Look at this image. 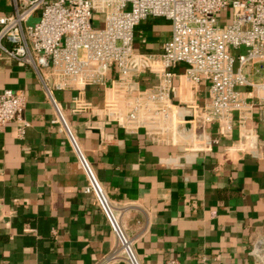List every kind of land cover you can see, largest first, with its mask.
I'll list each match as a JSON object with an SVG mask.
<instances>
[{"label": "crops", "instance_id": "crops-1", "mask_svg": "<svg viewBox=\"0 0 264 264\" xmlns=\"http://www.w3.org/2000/svg\"><path fill=\"white\" fill-rule=\"evenodd\" d=\"M10 10L0 0V14ZM169 37L168 21L148 19L135 46L157 50ZM151 82L140 78L143 87ZM5 88L24 92L28 127L21 137L15 123L0 131V264H107L114 236L82 192L83 174L50 123L53 110L35 73L1 59L0 92ZM73 95L54 92L142 264H255L264 253V114L246 122L252 137L243 136L234 114L231 134L186 162L181 146L98 114L72 113ZM103 98L101 88H86L95 107ZM215 129L209 126L212 136Z\"/></svg>", "mask_w": 264, "mask_h": 264}, {"label": "built area", "instance_id": "built-area-1", "mask_svg": "<svg viewBox=\"0 0 264 264\" xmlns=\"http://www.w3.org/2000/svg\"><path fill=\"white\" fill-rule=\"evenodd\" d=\"M9 4L11 10L0 14V60L22 62L39 80L53 110L50 123L65 136L83 174L82 192L92 196L114 236L107 264L117 260L142 264L54 92L74 93L70 102L74 114H98L127 132L143 130L157 141L181 146L186 162L228 137L234 114L243 136L252 137L246 122L256 111L264 114V78L258 77L264 68V0H9ZM95 14L101 18L98 26L93 24ZM152 18L169 22L170 37L157 50L137 49V28ZM144 75L152 82L143 87ZM88 86L102 89L101 107L85 99ZM25 107L23 91L3 89L0 131L15 123L23 136L28 127ZM211 125L216 136L209 131ZM254 262L264 264V253ZM164 264L179 263L169 259Z\"/></svg>", "mask_w": 264, "mask_h": 264}, {"label": "rangeland", "instance_id": "rangeland-1", "mask_svg": "<svg viewBox=\"0 0 264 264\" xmlns=\"http://www.w3.org/2000/svg\"><path fill=\"white\" fill-rule=\"evenodd\" d=\"M230 17V10L228 9V18ZM100 17H99V15H97V14H95L94 15V17H93V24L95 25V26H98L99 25V23H100ZM220 22H221V24H223V23H225V21H226V15H225V12H222L221 14H220ZM35 20V19H34ZM32 21H33V19H32ZM31 21V22H32Z\"/></svg>", "mask_w": 264, "mask_h": 264}]
</instances>
